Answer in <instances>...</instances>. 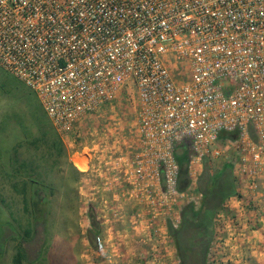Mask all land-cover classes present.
I'll use <instances>...</instances> for the list:
<instances>
[{"label":"built area","instance_id":"2783aa9c","mask_svg":"<svg viewBox=\"0 0 264 264\" xmlns=\"http://www.w3.org/2000/svg\"><path fill=\"white\" fill-rule=\"evenodd\" d=\"M0 68L61 138L133 87L140 147L125 195L151 222L184 196L175 145L190 147L194 187L221 132L239 136L237 181L253 184L264 164V0H0ZM141 218L130 217L132 235L158 237L148 221L136 231Z\"/></svg>","mask_w":264,"mask_h":264},{"label":"rangeland","instance_id":"374dc122","mask_svg":"<svg viewBox=\"0 0 264 264\" xmlns=\"http://www.w3.org/2000/svg\"><path fill=\"white\" fill-rule=\"evenodd\" d=\"M138 111L128 86L112 105L85 116L75 137L61 138L35 94L0 68V264H14L19 243L26 251L20 264H179L166 222L176 225L180 208L197 205L199 194L189 184L152 222L145 216L150 208L125 195L124 172L140 147ZM236 140H218L217 156L206 158L212 170L239 161ZM53 141L61 146L58 152L51 149ZM201 171L202 165L197 178ZM240 191V204L229 208L226 202L216 216L209 264H264V164L255 182L244 180ZM36 208L42 214L34 227ZM90 208L101 227L95 250L86 238ZM135 213L142 215L137 232L148 221L159 236H133L129 221ZM28 223L33 229L24 239Z\"/></svg>","mask_w":264,"mask_h":264},{"label":"trees","instance_id":"16d2710c","mask_svg":"<svg viewBox=\"0 0 264 264\" xmlns=\"http://www.w3.org/2000/svg\"><path fill=\"white\" fill-rule=\"evenodd\" d=\"M248 132L250 138L255 140V132L251 126L248 128ZM237 135V132H221L219 139L229 138L230 140H236ZM47 143L48 140H46ZM50 145L54 152H58L61 148L54 141ZM190 156L191 150L188 144L180 143L174 146L173 157L178 165L176 184L178 193H185L190 184L188 177ZM13 187L16 189L15 185ZM196 191L200 195L198 204H184L179 210V220L176 225H173L170 221L166 222L167 234L175 249L179 264H209L208 255L215 238V218L224 211L225 203L229 199L239 197L237 179L233 174V165L229 162L222 163L214 171L209 161L206 158L202 159V171L196 180ZM38 193L35 195L39 196ZM25 205L27 204L25 203ZM26 210L27 208H25ZM39 210L37 209L38 215L34 219V227L40 223L39 218L42 212ZM88 220L90 229L87 231L86 238L90 247L95 250L99 244L101 227L94 210L91 208L88 212ZM32 229L31 223H28L23 234L24 239H28L31 236ZM13 238L17 239V236ZM42 246L40 247L42 248ZM25 255L26 251L23 244L19 243L13 263L20 264Z\"/></svg>","mask_w":264,"mask_h":264},{"label":"crops","instance_id":"0c3cea01","mask_svg":"<svg viewBox=\"0 0 264 264\" xmlns=\"http://www.w3.org/2000/svg\"><path fill=\"white\" fill-rule=\"evenodd\" d=\"M244 180H238V188H237V191L239 194L242 195L241 191H240V188H241V185L243 184ZM246 182V181H245ZM238 204H240V201L237 197H234V198H231L227 201L226 203V206H228L229 208H234L235 206H237Z\"/></svg>","mask_w":264,"mask_h":264}]
</instances>
